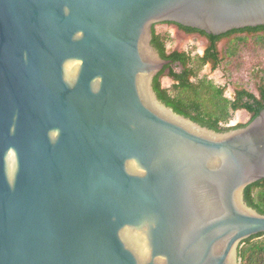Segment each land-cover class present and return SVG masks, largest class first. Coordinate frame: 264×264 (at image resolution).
Here are the masks:
<instances>
[{
	"label": "water",
	"instance_id": "1",
	"mask_svg": "<svg viewBox=\"0 0 264 264\" xmlns=\"http://www.w3.org/2000/svg\"><path fill=\"white\" fill-rule=\"evenodd\" d=\"M158 23L264 26V0H0V264H240L264 233V110L217 133L162 104Z\"/></svg>",
	"mask_w": 264,
	"mask_h": 264
},
{
	"label": "trees",
	"instance_id": "2",
	"mask_svg": "<svg viewBox=\"0 0 264 264\" xmlns=\"http://www.w3.org/2000/svg\"><path fill=\"white\" fill-rule=\"evenodd\" d=\"M172 24V23H167ZM186 34H198L204 37L207 45L201 55H191L188 51L166 50L168 35L159 34L152 27L150 44L158 55L172 65H166L152 81V89L157 99L170 108L175 114L191 120L192 122L217 133L243 128L248 125L258 114L264 110V85L259 81L256 90L257 95L245 89H236L233 97L228 99L224 96V87L215 86L206 78L198 77L199 71L206 65L211 69H217L222 63L218 51V43L222 39L231 38L237 34L255 36L264 34V26L234 29L220 35H209L196 29L177 26ZM257 44L264 43V37H256ZM245 37H234L226 49L229 59H237L238 53L246 48ZM179 70L175 71L174 67ZM256 73L264 74V70L258 67ZM167 77L172 80L170 88L161 85V79ZM194 79V81H192ZM244 110L249 114L245 123L234 126H223L227 122L231 112ZM243 200L246 205L257 213L264 215V179L247 186L243 191ZM262 238L261 240H256ZM256 240V241H255ZM240 264H264V233L253 235L241 241L238 247Z\"/></svg>",
	"mask_w": 264,
	"mask_h": 264
},
{
	"label": "rangeland",
	"instance_id": "3",
	"mask_svg": "<svg viewBox=\"0 0 264 264\" xmlns=\"http://www.w3.org/2000/svg\"><path fill=\"white\" fill-rule=\"evenodd\" d=\"M155 30L159 34L168 35L166 50L172 51H188L191 55H201L207 45L204 37L198 34H184L176 26L158 23L155 25ZM264 37L263 33H258L255 36L247 34H237L231 38L222 39L218 43V51L222 57L220 66L213 70L208 64L204 66L198 73V77H204L211 81L215 86L224 87V96L228 99L233 97L234 89H245L246 91L257 95L256 86L259 81L264 85V74L253 71L257 67L264 70V43L257 44L256 37ZM234 37H245L246 48H243L238 53L237 59H229L226 56V49L230 44V40ZM174 67V66H173ZM178 71V67H174ZM194 81V79H192ZM161 85L164 88H170L172 80L164 77L161 79ZM249 119V114L244 110L231 112L227 122L223 126H234L236 124L245 123ZM262 238L256 239L261 240ZM255 240V241H256Z\"/></svg>",
	"mask_w": 264,
	"mask_h": 264
},
{
	"label": "flooded vegetation",
	"instance_id": "4",
	"mask_svg": "<svg viewBox=\"0 0 264 264\" xmlns=\"http://www.w3.org/2000/svg\"><path fill=\"white\" fill-rule=\"evenodd\" d=\"M163 24H167V23H163ZM155 25H157V24H155ZM155 25H154V26H155ZM169 25H174V24H169ZM174 26H176V25H174ZM176 27H177V26H176ZM177 28H178V27H177ZM178 29H179L180 31H182V33L186 34V33H185L183 30H181L180 28H178ZM235 90H236V89L233 90V93H234Z\"/></svg>",
	"mask_w": 264,
	"mask_h": 264
}]
</instances>
